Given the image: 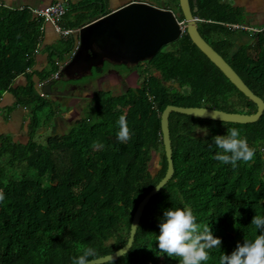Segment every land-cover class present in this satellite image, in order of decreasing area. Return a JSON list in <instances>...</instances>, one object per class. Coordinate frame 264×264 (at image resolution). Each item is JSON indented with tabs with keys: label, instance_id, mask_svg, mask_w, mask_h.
Instances as JSON below:
<instances>
[{
	"label": "trees",
	"instance_id": "1",
	"mask_svg": "<svg viewBox=\"0 0 264 264\" xmlns=\"http://www.w3.org/2000/svg\"><path fill=\"white\" fill-rule=\"evenodd\" d=\"M130 1L172 10L180 22L185 19L180 0ZM108 2L69 0L60 24L65 29L86 27L112 11ZM190 4L202 38L264 101V26L248 25L246 10L228 0ZM34 9L0 2V118L9 122L17 108L25 109L28 138L23 142L0 133V264H72V257L86 247L96 249L89 258L94 260L128 244L138 205L166 174L161 114L167 106L245 114L255 113L257 106L185 30L153 59L139 63L143 70L134 85L119 94L99 90L95 97L100 104L92 105L89 115L66 133L39 143L41 113H57L43 87L51 85L53 92V85L64 79L62 66L80 39L72 33L44 44L48 26L42 29L44 20ZM239 31L249 41L236 45ZM42 49L47 51L46 63L39 60ZM104 66L97 67L98 75L108 72ZM20 76L25 83H19ZM5 94L12 95V103L2 106ZM121 116L129 130L123 141L117 139ZM169 118L174 174L148 203L131 248L103 264H179V257L159 249L156 236L164 211L184 204L201 230L210 226L221 240L202 264H219L222 254L258 234L251 222L256 214H264V113L250 124L173 111ZM231 127L241 129L256 150L252 160L235 167L213 158L219 149L212 138ZM197 128H207L208 135ZM158 155L162 161L155 173Z\"/></svg>",
	"mask_w": 264,
	"mask_h": 264
},
{
	"label": "water",
	"instance_id": "2",
	"mask_svg": "<svg viewBox=\"0 0 264 264\" xmlns=\"http://www.w3.org/2000/svg\"><path fill=\"white\" fill-rule=\"evenodd\" d=\"M184 13V27L172 10L164 9L146 2H130L109 14L81 27L79 31L80 43L71 60L62 69L68 78L82 77L92 73L93 68L104 66L106 61L114 64L132 65L145 60H151L159 50L177 41L187 30L193 43L227 76V78L257 106L252 114L231 113L201 107H182L169 105L161 114L163 141L166 151L168 168L165 176L159 181V188L155 187L138 205L135 212L131 236L128 244L107 256L91 260V264H103L123 256L132 246L135 234L148 203L164 188L174 174L173 149L170 131V113L192 116L195 118L250 124L257 122L264 113V101L256 96L245 84L242 78L227 62V60L213 49L200 35L197 19L193 15L190 0H180ZM198 9L196 8L195 11ZM82 72V74H81ZM74 75H70V74ZM51 85L43 87L45 93L50 94Z\"/></svg>",
	"mask_w": 264,
	"mask_h": 264
},
{
	"label": "rangeland",
	"instance_id": "3",
	"mask_svg": "<svg viewBox=\"0 0 264 264\" xmlns=\"http://www.w3.org/2000/svg\"><path fill=\"white\" fill-rule=\"evenodd\" d=\"M129 0H109L108 7L113 10L121 5H124ZM152 3L153 0H146ZM235 5L242 6L246 10L248 25L253 27L264 26V0H228ZM12 7L30 6L33 8H43L48 3V0H0ZM245 14V15H246ZM59 34L55 33L51 26L47 28L46 43L57 42ZM251 40V37H250ZM249 41V37L241 31L237 34L235 39L236 45H240ZM42 63L47 62V51L42 49L38 55ZM72 56L64 63H68ZM110 61L105 62L104 68L108 71L106 74L98 75L97 68H93V72L82 76L67 78L57 81L53 85V92L49 94V98L54 101L53 108H57L56 116L51 115L50 109L41 113V131L36 136V141L39 143H46V141L53 135L64 134L72 126L77 125L79 120L83 119L89 112L93 111L92 105H99L100 102L95 97V94L101 90H111L114 93L124 92L130 85L137 82V78L143 67L138 64L117 66ZM63 65V66H64ZM121 65V64H120ZM146 65V64H145ZM103 67V66H102ZM63 69V68H62ZM19 83H25V78L18 79ZM46 87V86H45ZM188 90L187 88H185ZM45 93V92H44ZM48 94V93H47ZM4 100L6 105L12 102V95L5 94ZM91 108V109H90ZM53 109V110H54ZM27 112L25 109L17 108L11 116L9 122L0 118V133H8L15 140L26 141L27 134L24 127ZM161 156L158 155L154 161L153 171L156 173L161 166Z\"/></svg>",
	"mask_w": 264,
	"mask_h": 264
},
{
	"label": "clouds",
	"instance_id": "4",
	"mask_svg": "<svg viewBox=\"0 0 264 264\" xmlns=\"http://www.w3.org/2000/svg\"><path fill=\"white\" fill-rule=\"evenodd\" d=\"M118 124L120 130L117 139L127 140L129 130L124 116L120 117ZM197 131L205 136L208 135L207 128H197ZM212 139L219 149L213 158L223 164H231L235 167L237 162H247L255 156V148L249 145L247 137L239 128H228L225 135H216ZM160 186L157 185V188ZM3 198V194H0V200ZM251 224L255 225L258 234L253 239H245L243 243L238 242L230 254H222L219 257V264H264V214H256ZM156 241L159 249L168 257H179V264H202L209 259L208 250L221 244L220 238L214 236L210 226L201 230L187 204L164 211L159 222V235L156 236ZM95 253V248L86 247L80 255L72 257V264H91L89 258Z\"/></svg>",
	"mask_w": 264,
	"mask_h": 264
},
{
	"label": "built area",
	"instance_id": "5",
	"mask_svg": "<svg viewBox=\"0 0 264 264\" xmlns=\"http://www.w3.org/2000/svg\"><path fill=\"white\" fill-rule=\"evenodd\" d=\"M68 6L69 0H50V3L47 6L41 9H34L33 11L37 16L41 17L44 20V26L42 29H45L46 26H51L57 34L62 37H67L72 33H79L81 29H65L60 24L61 19L68 11ZM181 24L184 27L185 22L183 21L181 22ZM256 31L258 30L256 29ZM63 67L64 66H62V68ZM56 77H59V73L56 75Z\"/></svg>",
	"mask_w": 264,
	"mask_h": 264
},
{
	"label": "crops",
	"instance_id": "6",
	"mask_svg": "<svg viewBox=\"0 0 264 264\" xmlns=\"http://www.w3.org/2000/svg\"><path fill=\"white\" fill-rule=\"evenodd\" d=\"M50 3V0H48V3L46 4V6L48 5ZM123 5H121V6H119V7H122ZM45 7V6H44ZM118 7V8H119ZM118 8H115V9H118ZM35 9H41V8H35ZM115 9H113V10H115ZM263 29H264V27H263ZM263 29H258V31H261V30H263ZM46 39H47V37H46ZM46 43V42H45ZM12 103V102H11ZM9 104V103H8ZM6 105V102H5V100H3V102H2V106H5Z\"/></svg>",
	"mask_w": 264,
	"mask_h": 264
},
{
	"label": "flooded vegetation",
	"instance_id": "7",
	"mask_svg": "<svg viewBox=\"0 0 264 264\" xmlns=\"http://www.w3.org/2000/svg\"><path fill=\"white\" fill-rule=\"evenodd\" d=\"M128 66H129V65H128ZM92 72H93V71H92ZM81 74H82V72H81ZM70 75H74V74L71 73ZM64 78L67 79L68 76H67V75H64Z\"/></svg>",
	"mask_w": 264,
	"mask_h": 264
},
{
	"label": "bare ground",
	"instance_id": "8",
	"mask_svg": "<svg viewBox=\"0 0 264 264\" xmlns=\"http://www.w3.org/2000/svg\"><path fill=\"white\" fill-rule=\"evenodd\" d=\"M130 2L132 3V2H134V1H130ZM130 2H128V3H130ZM128 3H126V4H128ZM126 4H124V5H126ZM124 5H123V6H124ZM181 26H182V24H181Z\"/></svg>",
	"mask_w": 264,
	"mask_h": 264
}]
</instances>
